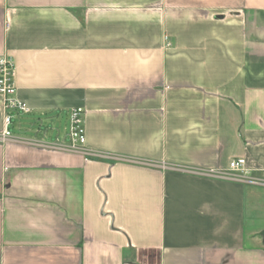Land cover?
Instances as JSON below:
<instances>
[{
    "label": "crops",
    "instance_id": "crops-1",
    "mask_svg": "<svg viewBox=\"0 0 264 264\" xmlns=\"http://www.w3.org/2000/svg\"><path fill=\"white\" fill-rule=\"evenodd\" d=\"M2 55L0 264H264V0H0Z\"/></svg>",
    "mask_w": 264,
    "mask_h": 264
},
{
    "label": "built area",
    "instance_id": "built-area-1",
    "mask_svg": "<svg viewBox=\"0 0 264 264\" xmlns=\"http://www.w3.org/2000/svg\"><path fill=\"white\" fill-rule=\"evenodd\" d=\"M14 64L10 57L0 56V96L3 105V128L0 132V138L6 139L11 137L9 125L15 113H27L29 107L22 101L14 97ZM63 147L71 150L86 152L85 133L83 126V108L71 107L68 111V125L66 129V140L62 143ZM230 171L245 176L248 173L244 158L233 159L229 163ZM264 181V179H262Z\"/></svg>",
    "mask_w": 264,
    "mask_h": 264
}]
</instances>
